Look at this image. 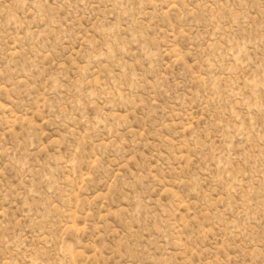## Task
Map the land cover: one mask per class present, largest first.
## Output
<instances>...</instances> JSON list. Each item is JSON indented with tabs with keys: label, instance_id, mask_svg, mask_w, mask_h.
Segmentation results:
<instances>
[{
	"label": "rangeland",
	"instance_id": "1",
	"mask_svg": "<svg viewBox=\"0 0 264 264\" xmlns=\"http://www.w3.org/2000/svg\"><path fill=\"white\" fill-rule=\"evenodd\" d=\"M0 264H264V0H0Z\"/></svg>",
	"mask_w": 264,
	"mask_h": 264
}]
</instances>
